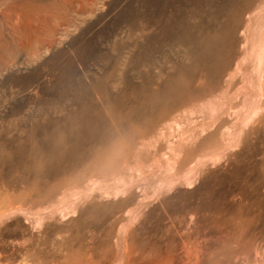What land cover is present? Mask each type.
<instances>
[{
	"label": "rangeland",
	"instance_id": "obj_1",
	"mask_svg": "<svg viewBox=\"0 0 264 264\" xmlns=\"http://www.w3.org/2000/svg\"><path fill=\"white\" fill-rule=\"evenodd\" d=\"M1 7L0 264H264V0Z\"/></svg>",
	"mask_w": 264,
	"mask_h": 264
},
{
	"label": "bare ground",
	"instance_id": "obj_2",
	"mask_svg": "<svg viewBox=\"0 0 264 264\" xmlns=\"http://www.w3.org/2000/svg\"><path fill=\"white\" fill-rule=\"evenodd\" d=\"M7 1V0H6ZM11 2V1H10ZM2 6V0H0V25H1V20H2V13H1V7ZM5 7V6H4ZM248 25V24H247ZM246 28V27H245ZM243 36V35H242ZM245 37V36H244ZM237 41H240V38H237ZM2 42L3 41H1V35H0V74H1V70H2V61H1V52H2ZM238 43H240V42H238ZM241 53V52H240ZM231 61V60H230ZM245 61V60H244ZM3 71V70H2ZM2 75H0V77H1ZM31 180V179H30ZM28 181V180H27ZM261 182V181H260ZM31 183H33V182H31ZM3 188V187H2ZM3 199V198H2ZM18 206V205H17ZM7 208H5V210H6ZM17 209V208H16ZM3 211V212H1L0 213V220L4 217H7L8 215H10V214H12V213H14L13 211H14V209L12 208H9L7 211ZM246 212V211H245ZM11 216V215H10ZM9 216V217H10ZM45 216V214L43 215V217ZM42 218V217H41ZM193 218V217H192ZM16 220V219H15ZM42 220H44L43 218H42ZM195 220V219H194ZM194 223V222H193ZM198 233V232H197ZM217 239V238H216ZM199 243V242H198ZM202 246V245H201ZM207 246V245H206ZM257 259V258H256ZM130 261V260H129ZM254 261V260H253ZM114 263V262H113ZM123 263V262H122ZM129 263V262H128ZM264 263V262H263ZM150 264V263H149ZM153 264V263H152ZM248 264V263H247Z\"/></svg>",
	"mask_w": 264,
	"mask_h": 264
}]
</instances>
